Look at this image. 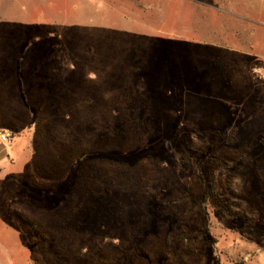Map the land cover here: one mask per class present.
Listing matches in <instances>:
<instances>
[{"label":"rangeland","instance_id":"1","mask_svg":"<svg viewBox=\"0 0 264 264\" xmlns=\"http://www.w3.org/2000/svg\"><path fill=\"white\" fill-rule=\"evenodd\" d=\"M0 6V264H264V0Z\"/></svg>","mask_w":264,"mask_h":264},{"label":"built area","instance_id":"2","mask_svg":"<svg viewBox=\"0 0 264 264\" xmlns=\"http://www.w3.org/2000/svg\"><path fill=\"white\" fill-rule=\"evenodd\" d=\"M1 140L5 141L6 140V136H1Z\"/></svg>","mask_w":264,"mask_h":264},{"label":"crops","instance_id":"3","mask_svg":"<svg viewBox=\"0 0 264 264\" xmlns=\"http://www.w3.org/2000/svg\"><path fill=\"white\" fill-rule=\"evenodd\" d=\"M0 1H3V0H0ZM1 7V6H0ZM3 7V6H2Z\"/></svg>","mask_w":264,"mask_h":264}]
</instances>
